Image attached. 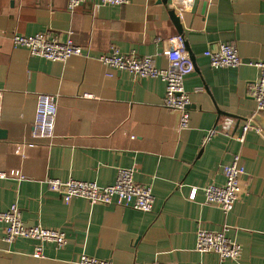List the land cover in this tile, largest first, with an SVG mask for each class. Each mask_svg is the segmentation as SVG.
Masks as SVG:
<instances>
[{
    "label": "crops",
    "instance_id": "crops-1",
    "mask_svg": "<svg viewBox=\"0 0 264 264\" xmlns=\"http://www.w3.org/2000/svg\"><path fill=\"white\" fill-rule=\"evenodd\" d=\"M168 2L87 1L70 11L67 0H0V123L6 129L0 170L23 175L0 177V211L17 203L28 224L40 222L67 234L63 246L44 242L43 255L37 256L35 240H5L0 221V264H77L82 252L113 264H220L216 253L196 250V234L201 228L219 230L225 222L242 250L224 264H264V130L257 123L243 142L235 136L250 117L264 118L248 93L249 82L260 74L249 62L264 60V0H195L182 15L179 0ZM171 8L181 18L196 63L185 78L191 122L184 129L179 112L163 105L164 80L135 78L98 59L115 47L168 67V52L177 45L169 38L178 35ZM38 32L60 40L70 34L91 56L53 61L13 43L15 33ZM219 42L236 45L239 65L211 64L205 51ZM39 92L58 100L51 141L31 137ZM224 117L235 120L234 136L217 132L204 141ZM236 154L246 167L244 190L225 214L206 203L204 187L224 183L223 166ZM131 166L135 180L152 187V211L92 204L82 197L67 203L44 182L75 178L109 185L119 167Z\"/></svg>",
    "mask_w": 264,
    "mask_h": 264
},
{
    "label": "built area",
    "instance_id": "built-area-1",
    "mask_svg": "<svg viewBox=\"0 0 264 264\" xmlns=\"http://www.w3.org/2000/svg\"><path fill=\"white\" fill-rule=\"evenodd\" d=\"M93 1L99 4L123 5L131 0H67V7L74 11L81 4ZM181 7L179 13L190 8L195 0H179ZM71 33V32H69ZM15 46H25L34 56H41L53 61H66L73 55H83L90 57L89 50L77 44L69 34L65 40H60L56 36H51L47 32H38L32 35L15 33L12 36ZM171 42H176L168 52L169 65L166 68L156 66L152 56H139L136 53L126 54L115 47L110 52H105L98 56V59L108 66L130 72L135 78H161L166 83V93L163 105L180 114V128L189 127L191 113L189 105L190 95L185 88V78L195 71V64L188 52L184 49L183 37L181 35L171 36ZM211 64L215 67L237 66L241 63L239 50L235 44L229 42H219L217 48L205 51ZM249 64L256 66L260 70L259 77L249 82L248 93L255 99L257 112L264 110V60H251ZM88 96L89 94H83ZM4 90L0 89V117L3 107ZM58 114L57 96L50 93L39 92L37 94V105L35 119L31 132L33 140L46 138L53 140L55 137V126ZM249 118L243 127L240 135H235L238 140L244 141L246 132L251 128ZM235 120L232 117H224L217 127L209 130L204 141L213 134L223 132L226 135L234 136L232 130ZM32 144V142H31ZM241 154H236L231 163L223 166L224 183L208 184L204 187L205 201L207 204L217 205L225 214L233 208L236 200L244 190L243 178L246 167L241 161ZM136 168L119 167L114 183L109 185H99L95 181L79 180L69 178L48 177L44 180L48 189L60 193L65 202L69 203L74 197H82L92 204H116L131 207L140 211H152L155 203V196L152 187L135 180ZM8 176L21 178L23 175L19 170L2 171L0 177ZM197 188L191 191L190 198H195ZM0 221L4 223V238L12 242L19 238L35 240L38 246L35 255H43L44 242H54L57 246H63L67 241V234L63 230L50 229L42 224H28L21 216V209L17 203L11 205L8 210L0 211ZM230 225L225 222L219 230L199 229L196 234V250L200 253L214 252L218 255L220 264H224L227 259H237L240 256L241 244L228 236L227 231ZM77 264H113L110 259H101L82 252ZM151 264H160L154 262Z\"/></svg>",
    "mask_w": 264,
    "mask_h": 264
},
{
    "label": "water",
    "instance_id": "water-1",
    "mask_svg": "<svg viewBox=\"0 0 264 264\" xmlns=\"http://www.w3.org/2000/svg\"><path fill=\"white\" fill-rule=\"evenodd\" d=\"M164 4H166L167 6L169 5V2L168 0H161ZM170 16L173 20V22L176 24V27H177V30H178V34L181 35L183 37V42H184V46L185 48H187L189 51H190V57L191 59L193 60L194 64H195V68H196V63L194 61V55H193V52L192 50L190 49L189 45H188V42L185 38V31H184V28H183V25L181 23V18L180 16H178V14L176 13V10L175 8H171L170 9ZM221 110H219L220 112ZM222 112V111H221ZM222 113H225V112H222ZM227 115H232L234 117H238L234 114H229V113H226ZM259 123L262 127H263V130H264V118L260 115V114H256L253 119L250 121V124L253 125H259L257 124ZM6 136V129L2 128L1 127V123H0V137H5Z\"/></svg>",
    "mask_w": 264,
    "mask_h": 264
}]
</instances>
